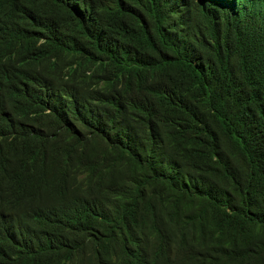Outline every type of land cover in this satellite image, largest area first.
<instances>
[{
    "label": "trees",
    "instance_id": "16d2710c",
    "mask_svg": "<svg viewBox=\"0 0 264 264\" xmlns=\"http://www.w3.org/2000/svg\"><path fill=\"white\" fill-rule=\"evenodd\" d=\"M231 1L0 0V264H264V0Z\"/></svg>",
    "mask_w": 264,
    "mask_h": 264
},
{
    "label": "clouds",
    "instance_id": "9594fccd",
    "mask_svg": "<svg viewBox=\"0 0 264 264\" xmlns=\"http://www.w3.org/2000/svg\"><path fill=\"white\" fill-rule=\"evenodd\" d=\"M227 4L230 5V3L232 2L231 0H226ZM41 42H43V39H41Z\"/></svg>",
    "mask_w": 264,
    "mask_h": 264
}]
</instances>
